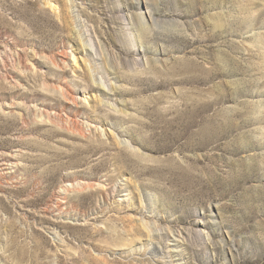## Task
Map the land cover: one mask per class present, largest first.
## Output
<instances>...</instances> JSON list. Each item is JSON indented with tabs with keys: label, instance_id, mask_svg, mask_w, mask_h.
Instances as JSON below:
<instances>
[{
	"label": "rangeland",
	"instance_id": "1",
	"mask_svg": "<svg viewBox=\"0 0 264 264\" xmlns=\"http://www.w3.org/2000/svg\"><path fill=\"white\" fill-rule=\"evenodd\" d=\"M0 264H264V0H0Z\"/></svg>",
	"mask_w": 264,
	"mask_h": 264
},
{
	"label": "bare ground",
	"instance_id": "2",
	"mask_svg": "<svg viewBox=\"0 0 264 264\" xmlns=\"http://www.w3.org/2000/svg\"><path fill=\"white\" fill-rule=\"evenodd\" d=\"M229 61V59L227 60V62ZM61 62H64V60L61 58ZM74 100V99H73ZM233 116V115H232ZM233 119V118H232ZM231 121V120H230ZM245 123V122H244ZM232 124V123H231ZM228 126V125H227ZM77 128V127H76ZM10 157H12L13 156V154L12 155H9ZM9 161V160H8ZM3 164H4V162H3ZM2 164V165H3Z\"/></svg>",
	"mask_w": 264,
	"mask_h": 264
}]
</instances>
